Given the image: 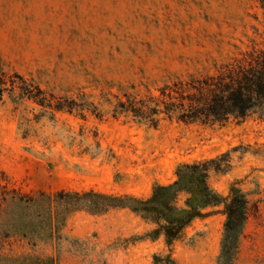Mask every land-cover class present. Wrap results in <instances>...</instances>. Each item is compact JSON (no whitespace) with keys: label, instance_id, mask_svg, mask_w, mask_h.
<instances>
[{"label":"rangeland","instance_id":"1","mask_svg":"<svg viewBox=\"0 0 264 264\" xmlns=\"http://www.w3.org/2000/svg\"><path fill=\"white\" fill-rule=\"evenodd\" d=\"M237 49H264V0H0V195L7 184L24 201L13 221L0 215V264H153L154 255L217 264L216 207L169 248L142 238L153 225L127 209L89 214L52 202L64 215L56 232L48 226L57 191L146 197L177 164L198 160L220 167L213 189L226 194L236 182L251 201L234 264H264V117H162L151 127L120 105ZM24 89L45 108L22 99Z\"/></svg>","mask_w":264,"mask_h":264},{"label":"trees","instance_id":"2","mask_svg":"<svg viewBox=\"0 0 264 264\" xmlns=\"http://www.w3.org/2000/svg\"><path fill=\"white\" fill-rule=\"evenodd\" d=\"M23 81L22 77H18ZM170 80L157 87L156 94L149 89L139 96L135 92L126 96L120 105L123 112L139 122L155 127L160 119H175L183 123L223 124L230 118L241 119L250 113L264 117V49H237L230 53L208 57L205 64L188 75L169 74ZM13 88V87H12ZM6 83L0 81V97ZM13 91V90H12ZM20 97L44 107L46 102L37 99L29 89ZM41 93V90L37 88ZM54 110H60L55 107ZM215 160H198L176 165L174 179L166 184L154 183L146 197L113 195L92 189L83 191L61 190L53 193L47 218L50 230L57 231L54 221L64 215L52 209V202L67 211H85L102 214L113 209H127L143 221L153 225L142 238L155 241L162 237L169 248L182 231L195 219L206 215L209 207L219 208L224 217L217 264H234L252 205L236 182L226 194H221L209 184ZM0 215L13 221V206L24 201L15 190L2 186ZM46 194L40 192L37 202ZM184 196L182 204H178ZM21 214L26 213L21 208ZM64 222V218L62 220ZM153 264H176L169 256L154 255Z\"/></svg>","mask_w":264,"mask_h":264}]
</instances>
